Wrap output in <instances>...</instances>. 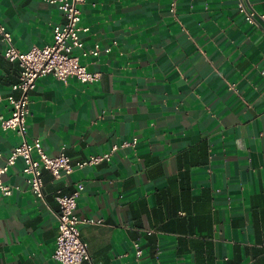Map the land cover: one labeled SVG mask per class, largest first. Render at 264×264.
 <instances>
[{
    "label": "crops",
    "instance_id": "1",
    "mask_svg": "<svg viewBox=\"0 0 264 264\" xmlns=\"http://www.w3.org/2000/svg\"><path fill=\"white\" fill-rule=\"evenodd\" d=\"M238 2L176 0L171 12L169 0L85 1L84 47L100 53L80 62L98 80L38 79L25 139L73 162L110 159L57 179L43 170L44 201L18 159L2 176L13 191L0 193V264H58L54 197L78 184L76 215L102 221L78 226L81 264H264V0H244L252 23ZM63 21L48 0H0L20 52L51 44ZM5 48L0 38V93L18 98ZM10 112L2 99L0 117ZM21 141L0 126V164Z\"/></svg>",
    "mask_w": 264,
    "mask_h": 264
},
{
    "label": "built area",
    "instance_id": "2",
    "mask_svg": "<svg viewBox=\"0 0 264 264\" xmlns=\"http://www.w3.org/2000/svg\"><path fill=\"white\" fill-rule=\"evenodd\" d=\"M86 0H48L49 3L57 4L63 16V22L56 24L52 29V43L42 48H32L26 52L18 51L12 44V35L0 24V38L6 43L4 58L9 62H16L20 69L19 81L13 87L20 91L18 98L12 95L3 97L0 93V101L7 100L11 107L10 116L6 119L0 117V126L3 130L16 132L22 141L15 146L7 155L4 164H0V193L4 196L12 194V187L2 182V176L15 165L18 159L23 162L22 175L35 198L44 201L42 190L43 182L41 173L46 170L54 178L66 177L74 170L94 166L101 161L110 159V152L103 155H92L86 160L73 162L64 152L63 148L55 156L47 155L39 139L27 141L25 139L24 124L29 113V94L34 90L36 81L44 76H52L63 84L70 79H76L82 84L92 83L98 80L99 75L90 72L80 62V57H97L100 53L98 46L85 49L82 34L88 28L81 26L80 7ZM170 1V11L173 12L176 0ZM238 10L244 15L248 23L254 21L255 13L239 0ZM107 51V50H106ZM78 52V54H77ZM133 139L125 142L122 146L134 145ZM117 146L112 148V151ZM1 156V154H0ZM83 190L82 184L69 195L56 194L54 199L58 204L56 213L58 233L55 240V248L52 257L58 264H81L90 261L87 244L82 240L79 224H102V221L90 219L80 220L76 215L77 199ZM151 231L148 232L150 234ZM136 256L141 255L140 247L133 244ZM89 264H92L89 262Z\"/></svg>",
    "mask_w": 264,
    "mask_h": 264
}]
</instances>
